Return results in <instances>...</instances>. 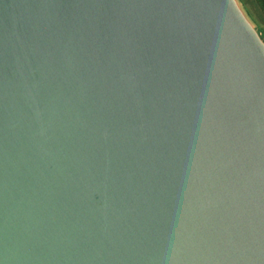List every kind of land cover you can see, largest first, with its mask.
Listing matches in <instances>:
<instances>
[{
  "label": "water",
  "instance_id": "water-1",
  "mask_svg": "<svg viewBox=\"0 0 264 264\" xmlns=\"http://www.w3.org/2000/svg\"><path fill=\"white\" fill-rule=\"evenodd\" d=\"M0 264H264L244 4L0 0Z\"/></svg>",
  "mask_w": 264,
  "mask_h": 264
},
{
  "label": "crops",
  "instance_id": "crops-1",
  "mask_svg": "<svg viewBox=\"0 0 264 264\" xmlns=\"http://www.w3.org/2000/svg\"><path fill=\"white\" fill-rule=\"evenodd\" d=\"M242 1V0H241ZM244 2L246 3V5H247V7H248V9L246 8V10H247V12L249 13H251V12H253L257 17V20L260 22V28H261V32L263 33V35H264V22H262L261 21V13H260V11H259V9H258V7L256 6V2H255V0H248V2H247V0H244ZM243 3V2H242ZM245 6V5H244ZM250 13H249V15H250ZM250 17H251V15H250ZM257 24V23H256ZM259 27V26H258ZM259 28V29H260Z\"/></svg>",
  "mask_w": 264,
  "mask_h": 264
},
{
  "label": "trees",
  "instance_id": "trees-1",
  "mask_svg": "<svg viewBox=\"0 0 264 264\" xmlns=\"http://www.w3.org/2000/svg\"><path fill=\"white\" fill-rule=\"evenodd\" d=\"M242 2L245 5V7L248 9L244 0H242ZM247 2H248V0H247ZM255 2H256V6L258 7V9L261 13V21L264 22V0H255ZM262 35H263V33H262ZM263 37H264V35H263Z\"/></svg>",
  "mask_w": 264,
  "mask_h": 264
},
{
  "label": "rangeland",
  "instance_id": "rangeland-1",
  "mask_svg": "<svg viewBox=\"0 0 264 264\" xmlns=\"http://www.w3.org/2000/svg\"><path fill=\"white\" fill-rule=\"evenodd\" d=\"M250 13V12H249ZM250 15H251V18L257 23V25L259 26V28H260V22L257 20V16L253 13V12H251L250 13ZM261 29V28H260Z\"/></svg>",
  "mask_w": 264,
  "mask_h": 264
},
{
  "label": "clouds",
  "instance_id": "clouds-1",
  "mask_svg": "<svg viewBox=\"0 0 264 264\" xmlns=\"http://www.w3.org/2000/svg\"><path fill=\"white\" fill-rule=\"evenodd\" d=\"M237 3H239L243 6V3L241 2V0H237Z\"/></svg>",
  "mask_w": 264,
  "mask_h": 264
}]
</instances>
